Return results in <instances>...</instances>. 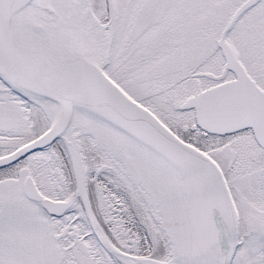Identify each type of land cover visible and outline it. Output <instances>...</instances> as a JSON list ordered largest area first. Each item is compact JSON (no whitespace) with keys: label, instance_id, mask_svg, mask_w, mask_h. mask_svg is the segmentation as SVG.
<instances>
[{"label":"snow or ice","instance_id":"6c2138e0","mask_svg":"<svg viewBox=\"0 0 264 264\" xmlns=\"http://www.w3.org/2000/svg\"><path fill=\"white\" fill-rule=\"evenodd\" d=\"M0 264H264V0H0Z\"/></svg>","mask_w":264,"mask_h":264}]
</instances>
